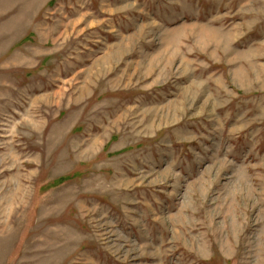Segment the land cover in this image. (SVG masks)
Here are the masks:
<instances>
[{"label": "rangeland", "instance_id": "rangeland-1", "mask_svg": "<svg viewBox=\"0 0 264 264\" xmlns=\"http://www.w3.org/2000/svg\"><path fill=\"white\" fill-rule=\"evenodd\" d=\"M0 264H264V0H0Z\"/></svg>", "mask_w": 264, "mask_h": 264}]
</instances>
